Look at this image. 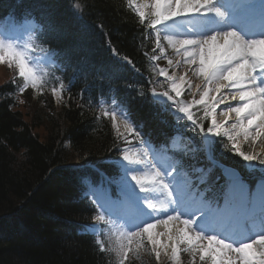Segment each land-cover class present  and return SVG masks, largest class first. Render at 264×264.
<instances>
[{
  "label": "trees",
  "instance_id": "16d2710c",
  "mask_svg": "<svg viewBox=\"0 0 264 264\" xmlns=\"http://www.w3.org/2000/svg\"><path fill=\"white\" fill-rule=\"evenodd\" d=\"M124 3L0 0V20H37V41L53 51L59 66L42 74L40 100L32 99L30 84L21 93L24 80L14 66H0V264H119L116 239L101 230V251L97 237L82 232L97 212L82 195L80 178L94 171L72 161L95 163L110 174L116 168L107 159L119 156L121 141L110 115H103L112 99L157 146L169 144L177 131L173 113L150 97L145 54L152 45ZM62 86L66 99L55 105L51 90ZM217 143L215 156L252 184L257 175L226 149L227 139ZM171 157L175 170L200 183L204 199L229 202L224 178L201 151L171 150ZM125 264L159 263L145 238Z\"/></svg>",
  "mask_w": 264,
  "mask_h": 264
},
{
  "label": "snow or ice",
  "instance_id": "6c2138e0",
  "mask_svg": "<svg viewBox=\"0 0 264 264\" xmlns=\"http://www.w3.org/2000/svg\"><path fill=\"white\" fill-rule=\"evenodd\" d=\"M149 5H141L148 7ZM77 9L80 5H75ZM152 12L148 16L149 27L155 34V49H159L161 54L164 48L161 39L167 41L178 56L183 55L184 63L188 65L192 73L200 79L197 89L202 87L199 100H193L190 104L178 99L184 92V85L191 87V83L185 76L179 77V82L173 77L167 75V70L159 68L157 74L163 76L168 84L169 91L156 92L152 90L156 98L163 97L160 103L164 101L171 102L179 113H183L187 120L193 126L199 127L205 137L204 143L209 151L212 150L214 141L208 139L209 136L226 137L229 142L225 145L228 151L233 155L239 156L243 161L249 162L245 165L248 170H255L256 165L251 162L257 161L258 165L264 166V158H260L259 153L248 154L242 150V143L249 139L255 144L256 141L264 136V35L259 38L251 36L247 32L233 30L228 24L226 13L221 10L218 0H151ZM136 14L140 23L145 22L146 13L137 8ZM191 17L190 26H187L182 38L169 34V22L174 23L176 18ZM209 18L213 19L214 26L209 27ZM185 25H177L176 31L179 32ZM161 31L164 32L161 37ZM154 49V50H155ZM33 50L32 45H19L13 41L0 39V62L8 60L9 64L14 62L18 68L19 77L23 78L24 84L20 88L21 93L28 88L29 83L36 87L41 80L38 67L32 63L29 53ZM160 57L152 56V61ZM127 59V58H125ZM169 66L173 61L168 59ZM128 63L131 64L129 60ZM177 64L180 61L176 62ZM154 71L156 69L154 68ZM63 90V86L61 91ZM222 90H225L222 93ZM54 96H59L56 88L52 89ZM171 93H174L173 96ZM219 94V95H218ZM210 100V103H209ZM236 101L235 106L226 104V101ZM113 103L120 107L118 101ZM219 104H225L226 110L221 111L222 121H217L214 113ZM195 105L204 106V116L202 120L211 118V123L204 130V125L199 123L193 115L191 108ZM123 126L127 133L134 134L137 139L141 137L139 126H134L127 114L122 109ZM103 115H111L112 127L118 130L116 123L118 113L116 111H104ZM234 116V120H233ZM181 117H177V120ZM232 121L229 123V121ZM241 137L243 140L241 141ZM148 152L143 154L139 152L131 153L124 150L122 159L126 164H121L123 175L121 182L126 186L129 194L134 197L137 206L136 216L127 221L130 227L136 231L119 232L116 237L119 242L121 259L119 264H125L130 253H134L144 246L145 238L147 244L151 246L157 260L160 257V250H164L167 255V249L171 248V259L177 260L179 257V248L185 246L184 251L191 252L194 256L198 252L200 261L209 258L211 264H264V211L259 218L250 213L243 215L219 228L215 226L216 218L213 217L209 206L200 203L193 207H188L182 200L173 199L174 193L171 186L166 183L161 172L151 170L148 172L137 173L132 165L148 166ZM211 158V155H210ZM222 171L230 177L228 186V198L234 199L239 196L238 203L242 206L254 204V198L249 199L247 187L244 185L235 169L220 164ZM133 172L131 180L139 188L144 196L135 195L131 185L127 183V173ZM264 171V168H261ZM171 175V173H168ZM260 191L261 206L264 208V184L258 186ZM159 192L164 199L154 202L149 198L148 193ZM141 201L143 206H141ZM99 203V202H97ZM175 207H172V206ZM101 209L103 204L99 205ZM172 207V211H178L177 215H167L166 219H160L159 213L167 212ZM147 209V211L145 210ZM200 212L199 219L195 218V213ZM188 215L190 218L181 219L182 215ZM96 220L104 221L103 214L97 215ZM154 220V222H149ZM178 221L182 227L173 232L170 222ZM142 225V227H141ZM158 225H163L165 231H155ZM259 226L261 232L251 239L246 235L248 227ZM237 236V239L229 237ZM165 237V239H161ZM101 251L104 246L98 240ZM135 243V247L133 244Z\"/></svg>",
  "mask_w": 264,
  "mask_h": 264
},
{
  "label": "rangeland",
  "instance_id": "374dc122",
  "mask_svg": "<svg viewBox=\"0 0 264 264\" xmlns=\"http://www.w3.org/2000/svg\"><path fill=\"white\" fill-rule=\"evenodd\" d=\"M128 1L135 9L140 8V10H143L146 13L145 19H147L148 16L150 15V13L152 12V8L149 9L148 7H141V5H148V2L150 0H128ZM218 1L221 4L225 5L223 0H218ZM234 1L240 9H243V7H244L243 3L246 0H234ZM248 1H250V0H248ZM250 16H251L252 23H254V26L258 27V29L255 28L256 31H258V33H254V34H255V36H257V38H259L261 35H264V5H259L258 8L254 9L252 11ZM210 20L213 22L212 18H210ZM34 28H35V22L34 21H26L21 26L12 25L8 31H4L1 28V24H0V31H1L0 33H5V34H0V39H4L5 41H13L19 45L30 44V45H32V48L34 49V45H33ZM251 31H255V30H251ZM151 34H152V38H153V44L155 47V34L153 33V31L151 32ZM163 35H164V33H161V37H163ZM161 44L164 48V53L161 54L160 50L156 49V52H157L156 56L160 57V58L155 60V61H151V65H150L151 66L150 67V74L151 75L149 76L148 81L151 83V86H153L156 89H159L161 91H169L168 84L165 81V78L163 76H159L157 74L158 69L159 68L166 69V67H169L170 72H167V75H169V76H171L170 74H174L177 72H176L175 68L173 67V65L169 66V64L167 62L168 59H171V60L173 59V57H169L168 53L166 52V49H168V47H169V45L167 44V41L163 40V38H162ZM29 55L32 58V63L38 67L39 73L41 70V66L39 64L40 63H49V55H44L43 53H40V52L35 54L33 52V50L29 53ZM44 56H45V58H44ZM11 64L16 66V64L14 62H12ZM9 65L10 64L7 61L0 62V66H2L3 69H6ZM154 68L156 69V71H154ZM16 70L18 73V68H16ZM192 90H193L192 87L186 89L183 92V95H181V97H179L178 99H181L182 101H184L185 104H190L193 101L190 99V97H192V95L194 94V92ZM200 91H202V88L200 89ZM200 91L194 96V98L199 97ZM171 94L173 96H175L174 93H171ZM54 97L56 98V101L59 102V100H60L59 96H54ZM196 99H194V100H196ZM236 103H237L236 101H232L231 105L235 106ZM166 105H168V107H170L169 109H171L172 111H175L176 116L181 117L180 120L183 121V124L181 127V132L179 134H175V136L173 138V141H172L173 145L177 146L182 135H186L185 140H186L187 146L190 150H192L194 152L198 151V150H203V144L201 141V136L203 134L201 133L200 128L193 126L192 123L187 120L186 116L183 113H179L177 111L175 106L169 105V104H166ZM114 111H116L118 113L117 119H116V123L118 125V130L116 129L117 133L120 134L122 138H125L126 141H128V145H129V143H133L132 148H133L134 152H140L141 154H143L144 151L148 152L147 160H151V162H153L154 165L156 166V169L161 172V175H164V180L166 183H169V182L172 183V180L177 183L178 186H177L176 190H174L172 188L170 189L174 193L173 199L182 200L185 203V205L188 207H193L196 204H200V203H203V204L209 206L213 217L216 218V221H215L216 224L221 223V221L227 222L228 220L231 219L228 215L223 216L221 211H220V208L218 206H215L214 204H210V203H205L204 201L200 200L199 193H198L199 191L197 188H195L194 184L192 183V180L185 178L184 176H182L178 172L172 170L173 163L171 162L166 151L153 148L150 144L146 143L143 140L134 141L135 136L133 134L127 133L124 126H123V122H122V117L124 115L123 111H121L120 109H115ZM191 111L193 112L194 118L199 123H202L204 125V130L206 132L207 126L211 123V118H209L207 120L201 119L204 116V108L198 109V111L191 108ZM194 112H196V113H194ZM218 114L216 116V120L222 121L223 116H222V118H218ZM231 122L232 121H229V123H231ZM210 137L213 139L214 142L216 141L217 137H215V136H210ZM224 138H226V137H224ZM242 140H243V137H241V141ZM134 147H135V149H134ZM124 150H126V149H124ZM242 150L248 154L259 153L260 158H264V136L259 138L255 144L252 142L251 139H249L245 143H242ZM76 160H77V158H74L72 162H75ZM121 161L122 160H120V163L122 164ZM248 163L249 162L244 161L245 165ZM251 163L256 165V170L259 171V173H262L264 175V171H261V168H264V166L258 165L257 161H253ZM168 173H171V175H168ZM122 175H123V172L121 169V173L119 175L115 176L116 179H114V183L116 185L115 194H117V197L111 196V198H110L111 203L108 205L105 204L106 201H104V197H105V199L107 197H109V190L106 187V185L104 184V185H99V186H92L89 184V182H86V187H87L86 192L93 200L98 199L99 195L102 196L101 204L103 203L106 207V209H105V207L103 209H101L103 211L101 214H103L105 216V220L103 222H106V225L110 229H112L113 234L114 233L119 234V232L121 230H123V231L131 230L132 231V230L136 229L134 227H130V225L128 223H126L127 221H130L131 219H133L136 216L137 208L132 207L130 205L126 206L127 197H131V198H133V197L129 194L126 186L121 182V176ZM127 175H128V173H127ZM241 182L245 185L243 180H241ZM127 183L129 185H131L130 182H128V176H127ZM131 187H132L133 191L134 190L139 191V188L133 187L132 185H131ZM115 194H113V195H115ZM173 207H175V206L173 205ZM178 211L179 210H177L176 212L172 211V215H177ZM224 211H227V210H224ZM200 215H201L200 212H196L195 218L199 219ZM229 215L232 217L231 213ZM187 218H190V217L186 214L181 216V219H187ZM219 220H221V221H219ZM234 220L235 219H231L230 222H232ZM99 222H101V221L97 220V223L90 226L92 231H94V232L98 231V229H99L98 223ZM149 222H154V221L149 220ZM175 222L177 223L178 221H175ZM178 225H179V227H182V225L179 224V222H178ZM141 227H142V225H141ZM248 230L250 231L251 229L249 228ZM249 234L250 233H246V235H249ZM237 238H239V237H236V238L234 237L233 239H237ZM250 238L255 239L256 236H250ZM184 247L185 246H183V245L180 246L179 257L175 261H173L171 259V254L166 255L165 251L161 249L160 250L161 254H160L159 260H157L158 263L159 264H181L182 260L183 261L187 260L189 264H203L204 262H206V264H211V261L209 258H206L205 261H200L198 252L194 256L191 252L184 251L183 250ZM150 252H152V248H150ZM152 253L155 256V253L154 252H152ZM155 258L157 259L156 256H155Z\"/></svg>",
  "mask_w": 264,
  "mask_h": 264
},
{
  "label": "bare ground",
  "instance_id": "6f19581e",
  "mask_svg": "<svg viewBox=\"0 0 264 264\" xmlns=\"http://www.w3.org/2000/svg\"><path fill=\"white\" fill-rule=\"evenodd\" d=\"M247 1L248 0H246L245 2H247ZM148 5H149L148 8L151 9V7H150L151 0L148 2ZM257 5H264V0H261L258 3L251 2V3L247 4V5H245V7H243V9H238V6H235V5L233 7H230L228 9V12L230 11L231 13H230V15L229 14L228 15L234 20L232 22H229L228 17L226 16L228 24L233 28V30L235 29L236 31H239V32H247L249 30H255V31H253V34L251 32L250 33L248 32L251 36H253L254 33H258V31H256V29H258V27L254 26V23H252L251 16H250L252 11L254 9H256ZM219 6H221V10L222 11L226 10V6L224 4H221L219 2ZM182 18H184V17L176 18L175 21L178 20V19H182ZM186 18L187 19L190 18V20H191V17H186ZM209 22L212 23V27H213L214 26V22H212L210 20V18H209ZM178 24H179L178 22H176L175 25L169 24V34H174V35H177V36L182 38L184 31H182V30H180L179 32L176 31V26ZM166 52L168 53L169 57H173V59H172L173 67L175 68V70L177 72V73L174 74L173 77L177 80V82H179V77L182 76V75L185 76L186 80L191 83V87L193 88L192 91L194 93L197 92L199 89L196 88V85L200 84V81H197V77L189 69L188 65L183 62L184 61L183 55L178 56L176 54L175 50L172 47H170V46L168 47V49H166ZM177 61H180V63L177 64L176 63ZM224 91L225 90H222V93ZM209 102H210V100H209ZM226 104H232V101L231 100L226 101ZM224 110H226V105L225 104H219L217 106L216 112L214 113L215 114V118H216L218 113H219L218 114V118H222V116L220 115V112L224 111ZM233 119H234V116H233ZM130 148L131 147H129V152L131 154L133 152H132V150ZM122 161H123V159H122ZM123 164H126V162L123 161ZM129 167L133 168L137 173H143V172H148V171H151V170H157L156 166L151 161L150 162L148 161V166H145V165H132V166H129ZM132 174H133V172H131V171L128 173V175H127L128 176V182H130V184L133 187H137L135 185V182L131 180V175ZM171 184H172V187L174 189H176L177 186H178L177 183L174 182V181H172ZM261 184H264V180L259 181L257 183L256 189H254V192H253L254 204H252L253 208H252L250 213H252L254 215L257 212V210H259V205H261V202H258L260 200V191H259V187L258 186L261 185ZM134 192H135V195L139 196V197H142V196L145 195V193H141L140 190L139 191L134 190ZM148 195H149V198L153 199L154 202H158L159 200L164 199V196L161 193H159V192L148 193ZM132 201L136 204V201H135L134 197H133ZM141 206H143V202L142 201H141ZM172 207H170L167 212L159 213V218L160 219H166L167 215H172V213L170 212ZM145 210L147 211V209H145ZM255 216L258 219L260 214H259V216H257V215H255ZM170 227L172 228L173 232H175L176 229L179 227L178 222L177 223L175 221L170 222ZM259 229H260L259 226L251 227V231L252 232H255V231L259 230ZM155 231L163 232V231H165V228H164L163 225H158ZM161 239L163 240V239H165V237H161ZM167 254H171V248L170 247L167 249Z\"/></svg>",
  "mask_w": 264,
  "mask_h": 264
},
{
  "label": "water",
  "instance_id": "95a60500",
  "mask_svg": "<svg viewBox=\"0 0 264 264\" xmlns=\"http://www.w3.org/2000/svg\"><path fill=\"white\" fill-rule=\"evenodd\" d=\"M156 92H158L159 93V91H156ZM156 98V97H155ZM156 99H158V100H163L164 98L163 97H160V98H156ZM166 101V100H165ZM208 139H210L209 137H208ZM205 140V137L203 136V141ZM205 144V143H204ZM205 152H206V155L208 156V157H210V155L212 154V150H211V152L209 151V149H208V147H207V145L205 144ZM236 171V170H235ZM237 173H238V171H236ZM223 174L224 175H226L224 172H223ZM238 175H239V173H238ZM227 177H229L228 175H226Z\"/></svg>",
  "mask_w": 264,
  "mask_h": 264
}]
</instances>
